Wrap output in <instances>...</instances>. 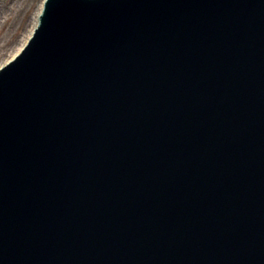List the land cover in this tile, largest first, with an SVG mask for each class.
<instances>
[{
    "label": "water",
    "instance_id": "95a60500",
    "mask_svg": "<svg viewBox=\"0 0 264 264\" xmlns=\"http://www.w3.org/2000/svg\"><path fill=\"white\" fill-rule=\"evenodd\" d=\"M0 68V264H264V0H45Z\"/></svg>",
    "mask_w": 264,
    "mask_h": 264
},
{
    "label": "rangeland",
    "instance_id": "374dc122",
    "mask_svg": "<svg viewBox=\"0 0 264 264\" xmlns=\"http://www.w3.org/2000/svg\"><path fill=\"white\" fill-rule=\"evenodd\" d=\"M38 5V0H0V63H2L14 51L18 42H21L28 31V23L34 20V12ZM27 12L29 21L24 23L25 32L20 30L16 41L11 43V37L23 22L20 21L23 12ZM15 35V34H14Z\"/></svg>",
    "mask_w": 264,
    "mask_h": 264
},
{
    "label": "bare ground",
    "instance_id": "6f19581e",
    "mask_svg": "<svg viewBox=\"0 0 264 264\" xmlns=\"http://www.w3.org/2000/svg\"><path fill=\"white\" fill-rule=\"evenodd\" d=\"M42 2H43V0H38V5H37V7H36V9H35V12H34V20L32 21L31 20V22H29L28 23V25L27 26H29V28H28V31L26 32V35H25V37L22 39V41L21 42H18V45L16 46V48L14 49V51L10 54V56L8 57V58H10L11 56H13L19 49H20V47L23 45V43L26 41V39H27V37L29 36V34L31 33V31H32V29H33V27L35 26V24H36V19H37V15H38V13H39V11H40V9H41V6H42ZM27 14V12L26 11H24L23 12V15H21V17H20V23L21 22H23L21 25H19L20 27L19 28H17L16 29V31H15V35L13 34V36L11 37V43L13 42V41H16V38H18V36H19V34L18 33H20L21 31L20 30H23V33L25 32V26H24V23L26 22V21H29V19H30V17L29 16H27L26 15ZM0 52H1V50H0ZM8 58H6L4 61H7L8 60ZM3 61V62H4ZM2 62V63H3ZM1 64V63H0Z\"/></svg>",
    "mask_w": 264,
    "mask_h": 264
}]
</instances>
